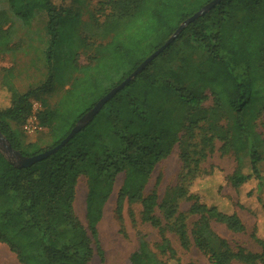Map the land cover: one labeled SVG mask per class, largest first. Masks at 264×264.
Returning a JSON list of instances; mask_svg holds the SVG:
<instances>
[{
  "label": "trees",
  "instance_id": "trees-1",
  "mask_svg": "<svg viewBox=\"0 0 264 264\" xmlns=\"http://www.w3.org/2000/svg\"><path fill=\"white\" fill-rule=\"evenodd\" d=\"M6 1L10 12L27 26L37 13L46 14L49 36L46 57L48 63L52 62L62 24L71 21L67 19L69 9L59 7L56 0ZM211 1L106 0L104 4L111 8L113 20L105 25V30L116 31L107 42L109 65L118 72L123 64L131 63V67L124 77H112L108 89L101 84V72H98L102 71L101 66L96 74L83 71L60 97L55 109L40 113V125L51 129L55 137L62 136L50 149L60 144L101 98L161 48L185 20ZM9 17L8 12H0V46L8 44L7 37L14 24ZM134 24L139 30L137 40L127 35ZM113 39H123L122 45L112 46ZM79 41L81 47L85 41L78 36ZM180 41L205 52L203 63L197 65L183 59L180 72L173 69ZM147 49L149 53L144 54ZM101 54L99 49L95 52L94 66ZM160 62L169 68L159 69ZM54 73L50 69L47 82L27 92L16 89L10 73L2 80L10 104L0 108V131L23 156L49 150L35 144L24 146L12 125L26 123L33 110V99L52 90ZM208 101L210 106L206 105ZM262 117L264 0H223L190 23L56 154L31 167L17 168L0 149V244L8 246L20 264H90L95 253L104 260L98 225L117 176L124 174L117 199V218L122 219L126 201L131 205L141 204L142 220L162 235L157 249L142 237L139 248L131 255V264H194L183 263L178 258L167 232L178 237L184 250L195 245L213 264H264V238L259 236L258 226L254 227L251 238L261 247L260 252L234 249L213 231L211 223L215 221L241 233L246 227L239 215L217 204L209 205L202 195L191 190L198 178H210L219 171L215 166L202 168L201 164L214 153L216 142H220L222 155H233L238 161L242 154L250 157L249 174H243L238 166L228 177L232 187L240 195L255 182L252 192L256 188L263 192L264 171L260 164L264 161V135L258 132ZM196 137L198 140L194 141ZM176 147L181 148L182 161L177 194L189 204L186 212L177 203H160L156 190L144 196L155 166ZM81 177L87 178L89 187L88 228L75 210ZM259 201L262 203L261 197ZM262 208L264 211V204ZM190 217H197L191 233L187 223Z\"/></svg>",
  "mask_w": 264,
  "mask_h": 264
},
{
  "label": "rangeland",
  "instance_id": "rangeland-1",
  "mask_svg": "<svg viewBox=\"0 0 264 264\" xmlns=\"http://www.w3.org/2000/svg\"><path fill=\"white\" fill-rule=\"evenodd\" d=\"M105 1H55L59 4V7L69 9L67 11L70 14L66 12L69 15L67 19L71 21L62 24L56 53L52 62L48 63L46 53L48 51L49 36L46 30L48 21L46 14L44 12L37 13L31 24L27 26L10 12L6 0H0V12H8L10 23H14L10 30V35L7 37L8 44L0 46V108H5L10 104V96L1 86L4 76L9 75V73L16 89L20 92H27L34 87L45 84L50 76L49 70H54L52 90L47 93H40L37 98L33 99V109L35 105L39 115L43 110L55 109L60 97L65 93L66 89L70 88L72 81L85 70H89L91 73L95 72V74L101 72V84L105 89L110 86L112 77H124L127 68L129 67L130 69L131 63L129 66H124L123 64L121 72L116 71L115 67L109 65L110 46L107 42L116 34V31L105 30V25L113 20L111 8L104 4L106 3ZM78 12H80V18ZM77 20L79 21L77 22ZM130 30L127 35L130 38L134 37L135 40L139 39L136 34L139 30L136 29L135 24ZM78 36L85 41L81 47H79ZM121 42H123V39L114 40L115 44L112 46L122 45ZM99 45H101L100 48L96 49ZM98 49L103 54L98 56L97 64L94 66L93 57ZM139 53H141V50ZM148 53L149 50L147 49L144 54ZM139 56L141 55L139 54ZM183 59H190L195 64L200 65L206 59V53L190 47L186 41H180L173 58V62H176L173 65V69H177L180 72L179 69ZM159 65V69L162 70L169 68V65L163 62H160ZM99 66H101L100 69L102 71H98ZM167 77L170 78V75L168 74ZM62 82L64 84L63 87L61 86ZM206 105L210 106L211 101H208ZM25 124L13 123L12 126L26 147L28 144H35L40 149L47 150L50 149L53 143L62 138V136L55 137L51 129L42 126L35 134L29 135L25 131ZM258 132L264 135V117H262ZM197 140L198 137L194 139V141ZM221 146L220 142H216L214 153L210 154L201 164L202 168L210 169L215 166L219 171L210 178H198L191 190L202 195L205 202L209 205L217 204L228 211H235L246 227L244 232L235 233L230 231L225 225L213 221L211 228L215 233L226 239L234 249L244 248L250 252L258 253L261 251V247L252 240L251 234L257 225L259 236L264 238V211L262 208L264 190L260 193L255 186L256 192L255 190L252 192L255 185V182H253L248 187H245L239 195L229 183L228 177L235 172L238 166L243 174H249L251 170L250 157L248 154H242L240 161H238L233 155H222L219 150ZM0 147L7 157L16 161L6 151L5 146L1 142ZM262 152L264 155V150ZM180 154L181 148L176 147L170 156L155 166L146 184L144 196L156 190L160 203H177L180 210L186 212L189 209V204L180 200L177 194L179 174L182 169ZM260 167L264 171V161L260 164ZM124 179V174L117 176L113 193L105 204L103 217L98 225L99 240L104 250V260L95 253L90 264H131V255L139 248V242L142 237H145L150 242L153 249H157V245L161 243L162 235L160 232L142 220L143 209L141 204L131 205L126 201L122 219L119 220L117 218V199ZM249 191L252 192L250 196H248ZM88 192L87 178L81 177L77 185L75 210L86 228H88L86 209ZM259 197L262 198V203L259 201ZM157 214L160 215L161 212L157 211ZM196 221L197 217L188 219L187 223L190 233ZM166 237L169 238L173 249L177 252L178 258L183 263L213 264L209 257L204 255L195 245H192L189 250H184L174 233L167 232ZM0 264H20L16 255L5 244H0Z\"/></svg>",
  "mask_w": 264,
  "mask_h": 264
},
{
  "label": "water",
  "instance_id": "water-1",
  "mask_svg": "<svg viewBox=\"0 0 264 264\" xmlns=\"http://www.w3.org/2000/svg\"><path fill=\"white\" fill-rule=\"evenodd\" d=\"M223 0H213L210 3L206 4L202 9H200L193 16L185 20L177 29V31L172 35V37L157 51L151 54L145 61L121 84L114 87L109 93H107L102 99L98 101V103L88 112L86 113L75 125V127L71 130L69 135L61 141L56 147L51 148L43 153H40L35 156L26 157L21 155L18 151L14 150L11 146L10 142L6 139V137L0 131V142L5 146L6 151L16 159V161L11 160L9 157L5 155V152L1 149L3 154L16 166L17 168H28L33 166L36 163H39L50 156L56 154L59 150L64 148L71 139H73L76 134H78L83 128H85L90 122L94 120L96 115L103 109V107L113 99L123 88L129 85L138 74H140L144 69L149 66L152 61L157 58L161 53H163L180 35V33L192 22L196 19L204 16L208 12H210L213 8H215L218 4H220Z\"/></svg>",
  "mask_w": 264,
  "mask_h": 264
},
{
  "label": "built area",
  "instance_id": "built-area-1",
  "mask_svg": "<svg viewBox=\"0 0 264 264\" xmlns=\"http://www.w3.org/2000/svg\"><path fill=\"white\" fill-rule=\"evenodd\" d=\"M41 129L39 112L37 107L34 105L31 115L28 117L25 124V131L27 134L32 135Z\"/></svg>",
  "mask_w": 264,
  "mask_h": 264
}]
</instances>
